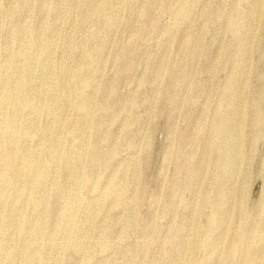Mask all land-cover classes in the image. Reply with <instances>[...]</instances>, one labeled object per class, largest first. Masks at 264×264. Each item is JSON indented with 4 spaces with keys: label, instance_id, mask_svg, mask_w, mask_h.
Segmentation results:
<instances>
[{
    "label": "rangeland",
    "instance_id": "obj_1",
    "mask_svg": "<svg viewBox=\"0 0 264 264\" xmlns=\"http://www.w3.org/2000/svg\"><path fill=\"white\" fill-rule=\"evenodd\" d=\"M0 264H264V0H0Z\"/></svg>",
    "mask_w": 264,
    "mask_h": 264
}]
</instances>
